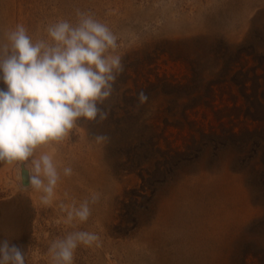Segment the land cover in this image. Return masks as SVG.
<instances>
[{
	"label": "rangeland",
	"instance_id": "1",
	"mask_svg": "<svg viewBox=\"0 0 264 264\" xmlns=\"http://www.w3.org/2000/svg\"><path fill=\"white\" fill-rule=\"evenodd\" d=\"M78 12L117 37L113 115L37 148L60 173L49 204L22 183L30 162H0V240L26 264L77 231L99 239L73 264H264V0H0V46L18 24L50 42Z\"/></svg>",
	"mask_w": 264,
	"mask_h": 264
},
{
	"label": "clouds",
	"instance_id": "2",
	"mask_svg": "<svg viewBox=\"0 0 264 264\" xmlns=\"http://www.w3.org/2000/svg\"><path fill=\"white\" fill-rule=\"evenodd\" d=\"M76 25L61 20L47 28L48 40L33 42L23 25L7 32L9 44L0 46V162H30L28 184L43 191L49 204L60 173L49 154L35 158L38 147L60 142L82 118H107L103 105L124 71L122 58L113 54L117 37L103 23L78 12ZM138 100H147L145 93ZM98 141L107 139L97 136ZM65 167L63 174L72 175ZM93 195L91 202L97 200ZM85 200L68 214L86 222L91 215ZM95 233L77 231L54 240L49 248L53 264H73L80 244L98 242ZM0 264H26V253L7 239L0 240Z\"/></svg>",
	"mask_w": 264,
	"mask_h": 264
},
{
	"label": "trees",
	"instance_id": "3",
	"mask_svg": "<svg viewBox=\"0 0 264 264\" xmlns=\"http://www.w3.org/2000/svg\"><path fill=\"white\" fill-rule=\"evenodd\" d=\"M103 107H104L105 111L107 112V117H108V118H106V119H108V121L111 120V117H112L113 114H109V112H108V111L110 110V107H108V105H107L105 102H104ZM110 112H111V111H110ZM115 118H116V117H115ZM106 119H104V124H105V125H109V123L106 122ZM120 121H121V120H120ZM111 123H112V122H111ZM115 123H118V124H119L120 122L117 121V122H115ZM127 127H128V125H127ZM130 127H133V124H132V123H131ZM143 127L146 128L147 125L144 124ZM150 129H151V127H150ZM115 131H117V130H115ZM150 133H152V132L150 131ZM151 141H152V143H153V136H151Z\"/></svg>",
	"mask_w": 264,
	"mask_h": 264
},
{
	"label": "water",
	"instance_id": "4",
	"mask_svg": "<svg viewBox=\"0 0 264 264\" xmlns=\"http://www.w3.org/2000/svg\"><path fill=\"white\" fill-rule=\"evenodd\" d=\"M22 175H21V177H22V183L24 184V185H27L28 184V171L26 170V169H23L22 170Z\"/></svg>",
	"mask_w": 264,
	"mask_h": 264
}]
</instances>
